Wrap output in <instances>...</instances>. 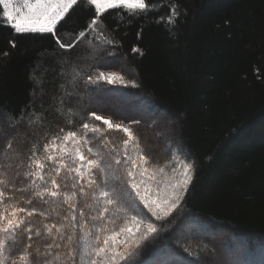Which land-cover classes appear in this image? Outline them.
<instances>
[{"label":"trees","instance_id":"1","mask_svg":"<svg viewBox=\"0 0 264 264\" xmlns=\"http://www.w3.org/2000/svg\"><path fill=\"white\" fill-rule=\"evenodd\" d=\"M150 3L152 7L135 14L124 6L107 9L89 28L97 17L95 6L78 0L57 24L55 34L17 33L0 6V181L4 182L0 190L5 193L0 212L7 217L13 207L35 208L32 217L26 212L18 217L41 231L31 240L20 229L12 233L14 239L0 233V239L6 240L4 264L24 251L32 254V264H43L56 254L67 264L63 241H58L62 247L53 249L52 255L46 254L52 237L44 225L67 224L63 216L68 205L62 197L35 193L51 189L54 169L59 167L47 156L75 166L66 152L62 156L63 150L74 148L71 140L63 141L68 131L86 136L89 144H81V150L89 158L98 157L87 153V147L107 162L125 153L133 159L142 153L149 161L143 174L139 163L135 168L130 162L113 165L109 175L116 170L120 179L112 183L126 190L135 207L125 214L110 206L94 222L96 228L84 229L103 240L126 223L131 226L132 215L144 221L141 233L149 222L156 226L157 231L145 240L137 234L139 246L129 241L128 260L116 264H264V0ZM173 7L178 14L169 22ZM57 38L76 46L61 48ZM100 72L122 79L108 83L97 79ZM105 119L128 127L133 140L125 146L128 135L109 129ZM84 123L100 132L83 129ZM173 149L188 156L194 171L187 189L181 186L177 207L167 216L161 212L163 218L158 220L131 183L142 195L165 201L170 179L164 168ZM29 157L45 164L42 174L47 182L24 175L37 171ZM125 169L133 176H127ZM73 177L74 172L61 169L55 177L61 192L76 191L71 187L76 182ZM34 179L40 188L32 185ZM74 202L78 209L85 202L92 204L84 208L86 218L101 209L90 195L78 194ZM100 227L105 231L97 232ZM65 231L71 234L73 229ZM74 231L79 253L82 233L79 227ZM53 235L58 238L55 229ZM122 239L123 234L117 237ZM123 250L124 245H117V251Z\"/></svg>","mask_w":264,"mask_h":264},{"label":"snow or ice","instance_id":"2","mask_svg":"<svg viewBox=\"0 0 264 264\" xmlns=\"http://www.w3.org/2000/svg\"><path fill=\"white\" fill-rule=\"evenodd\" d=\"M13 2L14 0H0V6H3V18H5L7 22L11 23V26L17 33L38 32L55 34L57 31V24L64 19L65 14L68 13L70 8L78 3V0H23L22 7H11ZM87 3L89 5H94L97 13V17L92 19L89 28H94V26L98 23L99 14L107 9L124 6L129 10V14H135L137 10L143 12L153 6L151 5L150 0H87ZM22 9H26L27 11L25 12ZM177 14L178 13L176 12L175 7H173L172 15L167 18L168 21L172 22L173 16ZM161 19L163 20L164 17H161ZM100 35H103V33H100ZM83 37H85V32L81 31L79 33V38ZM57 41L60 43L61 48H74L76 46L75 43L65 45L64 43L59 42V38H57ZM108 43H111V41H108ZM136 50L137 49H134V51ZM117 78L122 79V77H117L115 74L105 76L103 72H100L97 79H104L108 83H113ZM88 79L91 81L92 77H88ZM93 115L96 120L101 119V117L95 115V113H93ZM103 123L107 125L109 129L115 128L116 130H120L128 135L129 139L124 141L125 146L133 140V133L128 127H125L120 123L113 124L107 119H105ZM82 127L85 130H90L92 133L100 132L98 127H92L89 129L88 123H84ZM63 131L64 129H61V132ZM53 139L55 140L56 138L54 137ZM69 140L73 142L74 148L72 150H63L62 156L66 152L68 157L72 160V164L75 166H69L63 161V159L57 161L55 156H47V160L52 161L53 163H58L59 167L54 169L55 176H53L50 181L52 185L51 189L44 188L35 193V195L39 197H43L45 194L52 198L62 197L63 203L67 204L69 209L67 214L63 216V220L68 221L67 224L53 223L51 225H44V230L47 232L48 236L52 237L51 242L46 244V248L48 249L46 254L52 255L53 249H59L62 247V244L58 241H63V246H67L68 248L66 257L67 264H116L117 260L126 262L130 255L129 248L131 245L129 241L136 243L137 246H139V243L136 240L137 234H139L140 240L147 239L150 233H155L157 231L156 226L153 223H147L144 231L141 233L140 227L144 224V221L139 219L136 215H132L130 217L131 226L126 223L125 226L120 227L118 231L113 230L110 235H105L103 240H101L99 235H93L91 232H85L84 229L88 225L96 228L94 222L101 220L103 215L110 211V206H115L117 211L124 212L125 214L128 212L129 208L134 209L135 207L134 203H129L130 197L127 196L126 190L123 187L115 186L112 183V181L120 179L119 176L115 175L116 170H113L112 175H109V170L113 169V165H127L130 162L131 166L135 168L139 163L142 168L141 174H143V172H147V168H144L143 165L148 164L149 161L142 153L139 155L138 159H133L125 153L123 158L113 157L112 162H107L99 152H94L92 147H87V153L98 157L97 159H92L81 150V144L84 146L89 144V140L86 136L78 137V133L76 131H68L63 136V141L67 142ZM55 146L56 145L53 143V147ZM9 147H11V145H9ZM48 148L49 145L45 144V151H47ZM33 156H35V152L33 153ZM29 160L35 165L37 171L27 172L24 175L33 176L40 181L47 182L45 181V175L42 174L45 164L40 160H32V157H29ZM61 169H66L68 173H75V177H73V179H75L76 182L73 183L71 187L76 189V191H60L61 184L57 182L55 177L60 175ZM160 170L163 171V169ZM125 171L127 176H133L132 171L127 169H125ZM192 171H194V166L192 164L184 165L185 179L182 183L184 190L187 189V185L192 180ZM80 181H83V183H80ZM0 183L4 182L0 181ZM32 185L37 188L41 187L36 184L35 179L32 180ZM131 187L135 190L136 196L139 197L148 211L151 212L158 220L163 218L160 215L161 212L163 213V216L169 215L171 211L177 207V203L181 198L179 194H176L175 199L171 202L167 200L160 202L142 195L136 183H131ZM86 189L88 191H86ZM24 190L25 189H17V191ZM78 194L81 197L90 195L95 204L101 205V209L97 215L86 218L84 208H91L92 204L85 202L84 207L78 209L77 203L74 202V198ZM4 196L5 193L0 190V198H3ZM30 202L31 201H29V203ZM122 202L128 204V207H121L120 205ZM7 211L8 209L5 208L4 212ZM36 211L37 210L35 208L28 210L24 207H13V210L7 217H5L3 212H0V221H5L6 219V223H0V233H8V239H14L12 233L17 229H20L22 232L29 233V240L32 239L33 233L35 236H41V231L39 229L34 230L29 221H26L23 217H18V213L25 212L27 217H32ZM77 212L79 213V220L77 219ZM39 215L44 216L46 214L44 212H40ZM111 223L115 224V220H112ZM69 227L73 229L71 234L65 231ZM77 227H79L82 233L80 237L82 243L79 244L81 251L79 253L76 250L77 240L75 239L74 231ZM53 229H55L56 233L59 234L58 238L53 235ZM104 231V227L97 228V232ZM122 234L123 239L117 240V237ZM89 236L91 239H88ZM5 245L6 240L0 239V264H4L5 259H8V257L4 256ZM117 245H124V250L117 251ZM28 247H31V245H28ZM31 255L32 254L27 251L21 252L17 259H11L10 264H18V261L20 264H32L30 259ZM77 255H79L78 262L76 260ZM55 262L65 264V260L61 259L60 254H56L50 260H45L43 264H55Z\"/></svg>","mask_w":264,"mask_h":264},{"label":"rangeland","instance_id":"3","mask_svg":"<svg viewBox=\"0 0 264 264\" xmlns=\"http://www.w3.org/2000/svg\"><path fill=\"white\" fill-rule=\"evenodd\" d=\"M22 3L23 0H14L13 5L11 7H22ZM22 10L25 12L27 11L26 9H22ZM186 164H192L188 156H186L184 152H179L174 150V152L172 153V158L167 168H164V173H165L164 176H167V178L170 179L169 183L165 187L167 190L166 194L164 195L165 200L170 199L172 201L175 199L176 194L181 193L182 182L178 181V179H182V177H185L184 165ZM181 238H184V236H181ZM263 251L264 250H262V254ZM262 258L263 257H261V261Z\"/></svg>","mask_w":264,"mask_h":264}]
</instances>
